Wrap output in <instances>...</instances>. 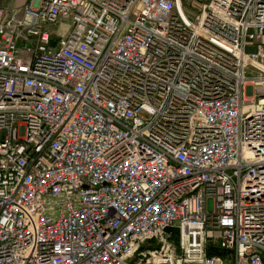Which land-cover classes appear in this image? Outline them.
<instances>
[{
	"label": "built area",
	"instance_id": "2783aa9c",
	"mask_svg": "<svg viewBox=\"0 0 264 264\" xmlns=\"http://www.w3.org/2000/svg\"><path fill=\"white\" fill-rule=\"evenodd\" d=\"M183 8L0 6V264H264V0Z\"/></svg>",
	"mask_w": 264,
	"mask_h": 264
},
{
	"label": "rangeland",
	"instance_id": "374dc122",
	"mask_svg": "<svg viewBox=\"0 0 264 264\" xmlns=\"http://www.w3.org/2000/svg\"><path fill=\"white\" fill-rule=\"evenodd\" d=\"M210 0H182L183 3V9L186 11L187 15L194 19L200 11H198L199 7H202L203 5L207 4ZM202 9V8H201ZM60 28H55V31H59Z\"/></svg>",
	"mask_w": 264,
	"mask_h": 264
},
{
	"label": "crops",
	"instance_id": "0c3cea01",
	"mask_svg": "<svg viewBox=\"0 0 264 264\" xmlns=\"http://www.w3.org/2000/svg\"><path fill=\"white\" fill-rule=\"evenodd\" d=\"M28 2H30V0H0V6L6 9H14Z\"/></svg>",
	"mask_w": 264,
	"mask_h": 264
},
{
	"label": "trees",
	"instance_id": "16d2710c",
	"mask_svg": "<svg viewBox=\"0 0 264 264\" xmlns=\"http://www.w3.org/2000/svg\"><path fill=\"white\" fill-rule=\"evenodd\" d=\"M201 8L202 7H199V9H198V11H201ZM222 252H220V251H217V253L216 254H221Z\"/></svg>",
	"mask_w": 264,
	"mask_h": 264
},
{
	"label": "water",
	"instance_id": "95a60500",
	"mask_svg": "<svg viewBox=\"0 0 264 264\" xmlns=\"http://www.w3.org/2000/svg\"><path fill=\"white\" fill-rule=\"evenodd\" d=\"M174 232L178 234V230L177 229H174Z\"/></svg>",
	"mask_w": 264,
	"mask_h": 264
}]
</instances>
